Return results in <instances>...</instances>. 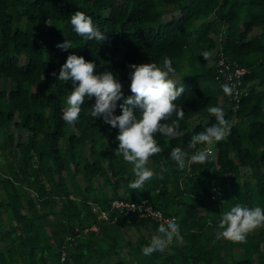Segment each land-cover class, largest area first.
Returning <instances> with one entry per match:
<instances>
[{
    "label": "trees",
    "instance_id": "obj_1",
    "mask_svg": "<svg viewBox=\"0 0 264 264\" xmlns=\"http://www.w3.org/2000/svg\"><path fill=\"white\" fill-rule=\"evenodd\" d=\"M77 10L108 39L77 35ZM65 36L73 48L61 50ZM213 49L207 65L198 56ZM219 52L247 69L238 99L221 88L231 84L215 67ZM71 53L126 80L124 97L132 94L130 64L162 66L167 56L179 74L172 79L185 92L175 104L185 115L176 137L155 134L163 150L150 158L156 176L143 189L128 187L132 166L114 154L119 130L91 117L95 98L74 125L63 121L71 83L50 73L58 76ZM208 106L222 107L231 133L198 145L212 156L180 170L171 149L188 150L191 136L215 123ZM0 138V264H264V227L243 243L215 233L237 203L264 209V0H0ZM112 198H147L175 217L183 242L143 255L161 222L112 209Z\"/></svg>",
    "mask_w": 264,
    "mask_h": 264
},
{
    "label": "clouds",
    "instance_id": "obj_2",
    "mask_svg": "<svg viewBox=\"0 0 264 264\" xmlns=\"http://www.w3.org/2000/svg\"><path fill=\"white\" fill-rule=\"evenodd\" d=\"M72 30L85 40L104 42L108 37L94 24L90 16L77 10L70 15ZM57 48L68 50L73 48L72 41L65 36L63 43ZM204 60L210 58L208 52L201 53ZM131 95L124 97L122 84L112 71L97 72L94 61H88L83 56L71 53L61 65L59 74L50 73L56 80L71 83L67 92L66 106L62 108V119L68 125H74L79 119L82 105L85 100L95 98L91 106V117L102 118L103 123L118 129L115 137L118 147L114 149L117 157L122 156L123 161L132 166L135 179L130 181L128 187L132 190L144 188L147 181L156 173L147 167L152 156L159 154L163 149L158 145L155 137L160 133L166 137H176L179 121L184 118L183 108H179L175 101L185 92L183 84L177 87V81L171 77L175 75L172 61L165 56L162 66L154 62L128 65ZM221 88L225 95L234 94L235 85L224 83ZM119 101H122L118 104ZM121 109L120 115L115 110ZM207 112L215 117V123L203 131L191 136L187 149L173 147L170 158L180 170L187 165L204 164L212 156L211 149L204 147L197 149L198 145H212L225 139L231 133V124L225 118V112L220 106H208ZM175 115L176 119H172ZM190 150H195L189 154ZM161 170L160 179H163ZM224 203V202H222ZM158 219L163 221L160 214ZM211 223V221H209ZM264 227V209L259 206L249 208L237 203L230 210L221 213L217 225V239L233 243H243L246 237L254 230ZM174 238L183 242L180 226L174 220H166L159 224L157 233L152 235L149 244L143 246V255L150 256L154 252L163 253L173 243Z\"/></svg>",
    "mask_w": 264,
    "mask_h": 264
},
{
    "label": "built area",
    "instance_id": "obj_3",
    "mask_svg": "<svg viewBox=\"0 0 264 264\" xmlns=\"http://www.w3.org/2000/svg\"><path fill=\"white\" fill-rule=\"evenodd\" d=\"M214 64L217 71L220 72L231 85H235V91L233 95L235 99H238V86L241 83L243 75L247 71L246 67L239 65L235 61H229L221 52H219L218 58L216 61H214ZM110 208L116 209L125 214H132L134 212L146 213L151 218L159 222L170 219L175 220L173 215L163 214L160 209L153 207L147 198H141L140 200L112 198L110 201ZM157 213L160 214V216L163 218V221L157 218ZM99 215L100 217L107 218L108 213L106 210H99Z\"/></svg>",
    "mask_w": 264,
    "mask_h": 264
},
{
    "label": "rangeland",
    "instance_id": "obj_4",
    "mask_svg": "<svg viewBox=\"0 0 264 264\" xmlns=\"http://www.w3.org/2000/svg\"><path fill=\"white\" fill-rule=\"evenodd\" d=\"M170 7V6H168ZM259 30V27H254V31H258ZM205 52V51H204ZM206 52H208L210 54V58L208 60H204L201 53L199 54V58L203 59L204 62L207 64V65H211L213 63V53H214V49L213 50H206ZM183 64V63H182ZM184 67H186L187 65L186 64H183ZM179 74H175L174 76H172L171 78H177ZM121 84L123 85V83H126V80L124 79H121V78H117ZM9 131L12 132L14 135H16V132H17V129L15 126L11 125L10 128H9ZM0 140H2L0 138ZM249 170V169H248ZM247 170V171H248ZM249 172V171H248ZM144 231V230H143ZM146 232V230L144 231ZM215 233L217 234L218 233V229L215 231ZM137 230L134 228V227H131L129 230L126 231V236L127 238H130V239H136L137 238ZM125 249H126V246L123 247V252H125Z\"/></svg>",
    "mask_w": 264,
    "mask_h": 264
}]
</instances>
